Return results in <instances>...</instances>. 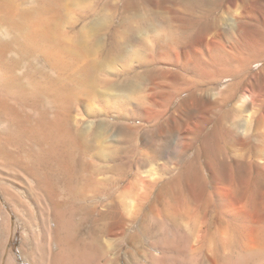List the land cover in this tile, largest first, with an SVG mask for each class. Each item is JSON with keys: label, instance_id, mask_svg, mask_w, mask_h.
I'll return each mask as SVG.
<instances>
[{"label": "rangeland", "instance_id": "374dc122", "mask_svg": "<svg viewBox=\"0 0 264 264\" xmlns=\"http://www.w3.org/2000/svg\"><path fill=\"white\" fill-rule=\"evenodd\" d=\"M248 38L258 43L235 77L200 73V57ZM0 80V201L21 264L20 247L57 227L55 206L94 241L102 214L152 213L157 177L171 170L248 168L241 154L264 204V0H0ZM51 147L53 192L36 163ZM141 229L125 220L98 243H128L127 264H138L143 241L129 237Z\"/></svg>", "mask_w": 264, "mask_h": 264}, {"label": "bare ground", "instance_id": "6f19581e", "mask_svg": "<svg viewBox=\"0 0 264 264\" xmlns=\"http://www.w3.org/2000/svg\"><path fill=\"white\" fill-rule=\"evenodd\" d=\"M189 1L193 5H200L208 0ZM254 40L248 38L244 47L228 51L227 56L213 58V61L200 57L198 61L200 73L235 77V69H242L248 64V52L258 43ZM208 44L212 48L215 41L210 40ZM224 64L232 66L227 68ZM4 84L9 85L8 82ZM0 90L2 91L1 88ZM46 126L45 122L41 123L42 136L45 135ZM234 126L239 132L240 126L235 124ZM250 132V128L246 127L240 135H244L243 139L250 138ZM243 141L244 144L247 140ZM46 149L43 148L37 160L35 159L43 170L40 185L45 191L53 189L54 183L46 166L52 160V165L55 163L57 168H61V157L57 155L56 150L52 151V147L50 150ZM241 157L246 160L248 168H235L232 166L233 163L229 162L227 163L231 165L223 168L199 164L178 169L176 173L171 170L167 176L158 175L160 177L156 180L159 184L157 200L156 204L152 205V213L148 212V215L141 217L136 213L126 216L114 212L102 214L103 221L98 226L94 241L90 238L92 235L89 234L87 237L83 234L84 237L79 230L75 231L68 223L67 225L62 223L58 208L55 206L57 227L46 231L45 243L26 242L25 246L20 247L21 258L27 264H127V252L134 251V249L127 251L128 243L99 244L98 240L107 233L110 235L114 225L120 227L125 220L133 224L140 218L141 233L134 231L129 237V240L143 241L141 243L144 254L137 249L135 252L136 258L139 259L138 264H264V204L250 192L253 164L250 165L254 160L246 159L240 154L239 158ZM255 161L264 174V157ZM50 169L52 170V167ZM208 170L212 173L211 178ZM166 173L164 172L165 175ZM261 193L264 195V189ZM7 198L11 203L9 195ZM10 235L11 217L0 201V264H21L15 251L13 249L8 251Z\"/></svg>", "mask_w": 264, "mask_h": 264}]
</instances>
